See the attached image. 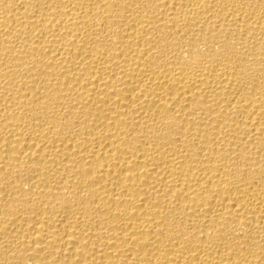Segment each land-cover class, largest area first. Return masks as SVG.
I'll use <instances>...</instances> for the list:
<instances>
[{"label": "bare ground", "instance_id": "bare-ground-1", "mask_svg": "<svg viewBox=\"0 0 264 264\" xmlns=\"http://www.w3.org/2000/svg\"><path fill=\"white\" fill-rule=\"evenodd\" d=\"M0 264H264V0H0Z\"/></svg>", "mask_w": 264, "mask_h": 264}]
</instances>
